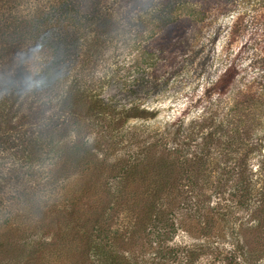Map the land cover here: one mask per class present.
<instances>
[{
    "label": "trees",
    "instance_id": "1",
    "mask_svg": "<svg viewBox=\"0 0 264 264\" xmlns=\"http://www.w3.org/2000/svg\"><path fill=\"white\" fill-rule=\"evenodd\" d=\"M100 2L0 0V264H262L264 189L253 192L244 166L264 140L249 147L235 127L224 156L236 159L219 163L213 132L191 151L181 127L126 129L157 114L130 90L105 99L85 88L86 63L115 31ZM42 51L51 57L20 98L24 56ZM223 199L251 210L248 224L230 227ZM227 228L229 244H217ZM180 231L198 241L165 250Z\"/></svg>",
    "mask_w": 264,
    "mask_h": 264
},
{
    "label": "rangeland",
    "instance_id": "2",
    "mask_svg": "<svg viewBox=\"0 0 264 264\" xmlns=\"http://www.w3.org/2000/svg\"><path fill=\"white\" fill-rule=\"evenodd\" d=\"M125 2L101 0L98 4L101 11L112 15L115 31L100 38L101 48L86 63L88 70L81 74L91 96L120 98L130 90L133 94L129 101L157 115L148 120L131 119L125 128L181 127L190 144L185 148L191 151L197 149L202 135L213 132L217 144L212 143L209 148L215 152L212 158L217 162L224 163L228 157L236 159L235 153L224 156L230 141L246 138L248 146L254 147L264 140V0H141L135 7L136 3ZM177 40L183 43L180 47L176 46ZM83 41L82 38V44ZM51 54L26 53L25 76L21 80L29 85L20 98L30 95L28 89ZM83 55L82 49L79 59ZM235 127H240L238 133L242 137L233 131ZM245 151L246 148L241 152ZM260 152L253 150L244 166L253 179L254 193L264 189ZM225 189L226 195L217 194L214 198L217 209L220 198L230 200L228 191L234 189L233 183ZM223 200L221 212L234 211L229 218L230 227L240 230L248 224L251 210L234 208L230 201ZM222 233L226 239L217 244H229L230 230ZM197 241L180 231L165 244V250ZM152 252L147 255L152 256ZM172 261L168 259L167 263ZM215 264L220 263L216 260Z\"/></svg>",
    "mask_w": 264,
    "mask_h": 264
}]
</instances>
